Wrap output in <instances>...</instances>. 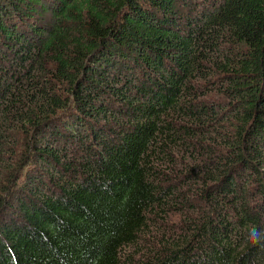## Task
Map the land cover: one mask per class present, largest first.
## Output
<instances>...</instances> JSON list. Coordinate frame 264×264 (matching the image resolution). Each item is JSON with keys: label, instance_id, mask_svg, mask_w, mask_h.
<instances>
[{"label": "trees", "instance_id": "16d2710c", "mask_svg": "<svg viewBox=\"0 0 264 264\" xmlns=\"http://www.w3.org/2000/svg\"><path fill=\"white\" fill-rule=\"evenodd\" d=\"M264 0H0V264H264Z\"/></svg>", "mask_w": 264, "mask_h": 264}, {"label": "clouds", "instance_id": "9594fccd", "mask_svg": "<svg viewBox=\"0 0 264 264\" xmlns=\"http://www.w3.org/2000/svg\"><path fill=\"white\" fill-rule=\"evenodd\" d=\"M244 239L253 247L264 246V229L248 225L244 230Z\"/></svg>", "mask_w": 264, "mask_h": 264}]
</instances>
